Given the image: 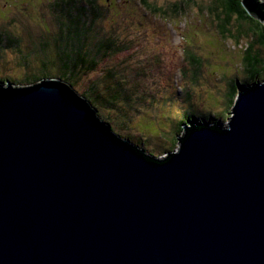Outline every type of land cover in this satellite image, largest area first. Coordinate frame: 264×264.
Listing matches in <instances>:
<instances>
[{
    "label": "water",
    "instance_id": "water-1",
    "mask_svg": "<svg viewBox=\"0 0 264 264\" xmlns=\"http://www.w3.org/2000/svg\"><path fill=\"white\" fill-rule=\"evenodd\" d=\"M243 0L264 25V3ZM0 84V264H264V80L146 154L67 82Z\"/></svg>",
    "mask_w": 264,
    "mask_h": 264
},
{
    "label": "rangeland",
    "instance_id": "rangeland-1",
    "mask_svg": "<svg viewBox=\"0 0 264 264\" xmlns=\"http://www.w3.org/2000/svg\"><path fill=\"white\" fill-rule=\"evenodd\" d=\"M61 1L0 0V32H5L4 28H8L7 32L21 39L18 49H14V47L4 49L3 54L12 59L13 64L11 67L0 68V77L5 79L6 76H11L19 79L25 73L39 71L42 67L39 60H49L50 53L46 51L37 55L34 50L37 49V46H32L31 38L38 42L49 34H58V24L55 22L52 7L55 2L61 3ZM149 2L161 7L165 12L153 13L145 8L139 0H97L102 15L91 31L88 49L95 53V44L110 36L125 43L126 48L118 54L110 53L106 57L100 56L96 71L86 76L82 75L75 88L82 92L93 81H99L101 87H104L105 84L112 82L113 76L123 79L122 74L129 72L128 69H137L140 74L135 79L136 81L130 80L126 84L130 98L121 100L120 105L118 104L119 110L111 111L106 108L103 109V112L112 121L118 118L124 125L115 123L116 128H122L125 134H130L134 139L139 140L142 133H147L151 140L159 142L160 145L153 155L164 157L168 154L165 151H168L166 148L170 147L171 143L170 136L163 135L167 133L170 135L173 128L171 124L164 122L159 117L157 97L163 91L170 97H175L174 107H184L190 103L178 95L182 87H185L186 82L180 74L181 69L186 67L190 72L189 77H192L193 74V72L191 73L192 62L186 58V50L196 51L199 57L205 61L200 71L198 85L195 87L197 89L195 98H198L199 94H203V97L209 96L206 99L193 101L192 106L203 111L215 109L212 110L214 113L221 111L220 117L222 118L225 116L222 112V105H215L210 100L211 98H215V101L219 99L223 92L222 86L226 85L221 78L222 74L218 71L224 69L229 80L235 79L236 82L243 81L250 75L245 69L233 65L227 66L224 59H219L225 55L228 59L239 64L242 56L239 48L247 49L248 42L252 44L257 36H261L262 26L257 18H249L256 36L251 31L249 33L247 31L248 34L240 35L239 30L245 29L247 25L244 24L242 27L243 25L238 24L234 17L230 33L240 35V45H238L231 34H228L227 41L221 38L217 27V16L210 11V7L215 5V0H149ZM179 3L182 4L185 11L182 10L181 14L175 16L171 8ZM256 24L260 27H256ZM261 39L263 38L261 37ZM221 45L225 47L226 52L220 50ZM260 47L256 43L252 51L255 52ZM22 53L25 54L22 56ZM27 60L31 65L26 66L22 65L23 63H18ZM217 62L220 64L215 66L214 64ZM50 74L51 71L47 75ZM187 80L189 84V78ZM7 83L5 81L4 84ZM227 92L228 89L225 90V101ZM221 118V122L229 120ZM183 133L184 131L181 135ZM178 148L179 144L171 150L172 153Z\"/></svg>",
    "mask_w": 264,
    "mask_h": 264
},
{
    "label": "trees",
    "instance_id": "trees-1",
    "mask_svg": "<svg viewBox=\"0 0 264 264\" xmlns=\"http://www.w3.org/2000/svg\"><path fill=\"white\" fill-rule=\"evenodd\" d=\"M242 1L243 0H215V5L210 7V11L212 13L214 12L217 16V27L220 36L224 41H227L226 39L228 38V34H231L230 27L234 22V20H232L234 17L238 24L243 25L242 27H244V24L247 25L245 29L239 30L238 33L240 35L243 33L248 34L251 31L252 34L256 36V33L252 30L253 26L249 19L252 18V16H250L247 9L242 4ZM259 1L264 3V0H257L258 3H260ZM139 2L153 13L165 12V10L161 7L150 3L149 0H139ZM182 10L185 11V8H182V4L180 3L173 5L171 8V11L175 16L181 14ZM52 11L55 15V22L58 24V34H49L45 36L46 38L43 37L38 42L30 37L32 40V46H37V49H34L37 52V55L46 51L47 53H50L49 60H39V64L42 66L39 71H33L29 74L25 73L24 76L19 79L16 77L6 76L5 80L0 77V84L5 85L4 83L6 81L11 86H13L12 84H15L14 87H22L24 84H27L26 86H30L47 79H58L63 82H67L78 92V94L82 95L97 109L99 116L111 125L112 130L116 134L131 142L133 145L143 150L146 154L155 156L153 154L156 148L160 147L158 144L159 142L151 140L147 133H142V135L139 136V140L134 139L130 134H125L122 128H116L115 123L122 124L118 118L115 121H112L109 116L105 115L103 112V109L106 108L111 109V111L119 110L118 104L120 105L121 100H127L130 98V92L127 90L126 84L130 80L136 81L135 79H137L140 74L137 69H128L129 72L122 74L123 79L118 77L115 78L113 76L112 82L105 84L104 87H101L99 81H93L91 85L82 92H79V90L75 88L76 85L79 84V80L82 75L86 76L96 71L99 66L100 56L106 57L110 53L118 54L126 48L125 43L118 41V39L114 36H110L99 40L95 44V53H93L91 49H88L91 31L94 29L97 21L102 15L100 8L97 5V0H62L61 3L55 2L53 4ZM258 22L262 26L261 36H257V39L253 41L252 44L251 42H248L247 49L245 48L243 50L242 47L239 48L241 51V53H239L242 54L239 64L228 59L225 55L219 59H224L227 62V66L233 65L234 67L245 69V71H247L250 75L249 78L236 82L237 80L235 79L229 80V76L224 69L218 71L222 74L221 78L225 81L226 85L222 86L223 92L222 96H219V99L215 101V98H211L210 100L213 104L215 103V105H222V112L225 115L222 116V118L220 117L221 111L214 113L212 110L214 111L215 109L203 111L198 107L192 106L193 101L206 99L209 96L203 97V94H199L197 96L198 98H195V92H197L195 87L198 85L200 71L205 61L199 57L196 51L192 49L186 50V58H189L192 62L191 73L193 72V74L192 77H189V70L186 67L181 69L180 74L186 82L185 87H182L180 92H178V95L190 103L184 107H174L175 97H170V95L163 91L157 97L159 104L157 106L159 117L164 122L171 124L173 128L170 135L169 133L163 135L168 137L170 136L169 141L171 144L170 147L166 148L168 150L165 151V153H168L166 156L172 153L171 150L173 148H176L179 143L178 136L181 135L187 125H191L192 122H206L208 120L213 122L220 120V118L222 120L229 119V114L231 115L230 111L232 112V108L241 87L249 86L258 80H264V25L261 21ZM256 27L259 28L260 26L256 24ZM4 29L5 32H0V68L12 66L13 60L3 54L4 49L13 47L14 49H18L20 47L21 40L19 37H15L7 32L9 30L8 28ZM11 31L14 33L13 30ZM240 35L231 34L233 40L238 45H240ZM261 37L263 39H261ZM47 38L48 40H45ZM256 43L261 47L257 48L258 50L253 52L252 49H254ZM220 50L225 51V47L221 45ZM230 52L232 51L230 50ZM24 54L25 53H22L21 55L23 56ZM18 63H23L22 65L26 66L31 65L28 60L25 62L20 61ZM217 64L220 63L217 62L214 65L216 66ZM41 70L42 72H40ZM49 71H51V74L47 75L49 74ZM188 78L190 82L189 84L187 80ZM17 84L23 85L16 86ZM226 89H228V92L226 98L227 100L225 101Z\"/></svg>",
    "mask_w": 264,
    "mask_h": 264
}]
</instances>
